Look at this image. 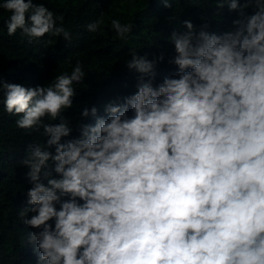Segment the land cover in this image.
Returning <instances> with one entry per match:
<instances>
[{
	"label": "clouds",
	"instance_id": "obj_1",
	"mask_svg": "<svg viewBox=\"0 0 264 264\" xmlns=\"http://www.w3.org/2000/svg\"><path fill=\"white\" fill-rule=\"evenodd\" d=\"M225 6L238 18L219 35L187 20L172 32L177 70L159 85L164 54L130 52L136 92L110 101L103 116L84 107L79 119L94 123L78 124L71 139L65 113L82 63L43 86L0 80L17 128L47 138L21 162L32 186L19 217L37 230L26 234L37 264H264V0H216ZM0 7L11 13L9 36L71 40L44 4ZM86 27L95 33L99 22ZM132 27L111 21L122 40Z\"/></svg>",
	"mask_w": 264,
	"mask_h": 264
},
{
	"label": "trees",
	"instance_id": "obj_2",
	"mask_svg": "<svg viewBox=\"0 0 264 264\" xmlns=\"http://www.w3.org/2000/svg\"><path fill=\"white\" fill-rule=\"evenodd\" d=\"M170 2L171 7L165 8L161 0H33L54 13L58 26L69 30L71 40L46 35L32 44L19 30L13 36L7 34L11 13L0 7V80L26 87L43 86L55 76L71 74L76 63H82L85 79L75 86L73 108L65 113L73 132L63 139L76 137L78 124L94 123L91 116L79 119L84 107L94 106L97 114L103 116L104 106L110 101L136 92L138 73L129 71L124 63L131 58L130 52L149 60L164 54L155 69L156 86L177 70L168 62L170 54H174L168 38L173 31H186L184 21H190L197 32L207 25L204 30L219 35L238 18V13L229 12L226 6L218 10L216 0ZM3 3L0 0V5ZM252 12V8L246 10L247 15ZM113 19L133 24L126 40L115 35L111 28ZM94 21L99 22V29L90 33L86 26ZM16 119L0 103V264H37V254L26 243V234L37 230L25 226L19 217L22 209L30 207L26 193L32 186L26 175L28 168L21 162L29 145H43L47 138L39 132L27 133L17 128Z\"/></svg>",
	"mask_w": 264,
	"mask_h": 264
}]
</instances>
